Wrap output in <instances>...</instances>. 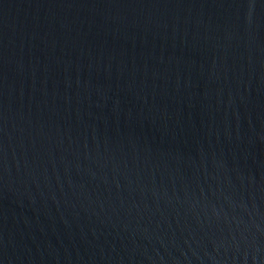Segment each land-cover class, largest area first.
<instances>
[{
    "label": "water",
    "instance_id": "95a60500",
    "mask_svg": "<svg viewBox=\"0 0 264 264\" xmlns=\"http://www.w3.org/2000/svg\"><path fill=\"white\" fill-rule=\"evenodd\" d=\"M0 264H264V0H0Z\"/></svg>",
    "mask_w": 264,
    "mask_h": 264
}]
</instances>
